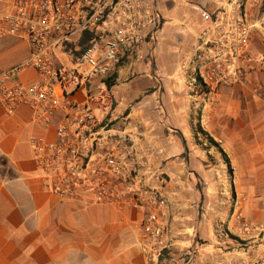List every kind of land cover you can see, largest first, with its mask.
Returning a JSON list of instances; mask_svg holds the SVG:
<instances>
[{"label": "crops", "instance_id": "crops-1", "mask_svg": "<svg viewBox=\"0 0 264 264\" xmlns=\"http://www.w3.org/2000/svg\"><path fill=\"white\" fill-rule=\"evenodd\" d=\"M225 2L164 0L157 41L117 71V111L137 128L148 185L171 203L160 264H232L264 250V234L257 236L264 231V97L257 90L264 84V30L242 63L246 82L216 93L202 91L204 63L194 53L201 11ZM252 14L261 27L264 0H254ZM30 53L25 39L1 38L0 77ZM16 79L29 85L39 77L26 68ZM46 134L31 108L9 115L0 106V264H147L142 210L65 200L45 187L30 139Z\"/></svg>", "mask_w": 264, "mask_h": 264}, {"label": "built area", "instance_id": "built-area-1", "mask_svg": "<svg viewBox=\"0 0 264 264\" xmlns=\"http://www.w3.org/2000/svg\"><path fill=\"white\" fill-rule=\"evenodd\" d=\"M0 39L13 36L30 44V57L0 77V106L12 115L33 111V122L46 135L30 139L45 187L65 200L111 203L140 209L142 251L147 264H160L168 249L169 202L148 185L126 115L117 111L113 82L127 59L156 42L163 17L157 0H1ZM254 0H226L202 10L203 27L194 46L204 63L199 73L205 94L246 82L242 63L259 27ZM88 35L86 48L79 41ZM264 38V34H261ZM34 69L38 81L23 84L16 76ZM117 79V78H116ZM264 97V84L257 86ZM245 227L249 228L248 225ZM232 264H264V250Z\"/></svg>", "mask_w": 264, "mask_h": 264}, {"label": "rangeland", "instance_id": "rangeland-1", "mask_svg": "<svg viewBox=\"0 0 264 264\" xmlns=\"http://www.w3.org/2000/svg\"><path fill=\"white\" fill-rule=\"evenodd\" d=\"M163 1H164V0H158V5L160 4L159 6L162 7V5H163ZM162 8H163V7H162ZM207 139H208V142L213 143L211 139H210V140H209V138H207ZM169 207H170V208H169L168 220H170V219L172 220L173 217H172V209H171V203H170V202H169ZM263 234H264V231H262V230L257 232V236H263ZM164 252H165V251H164ZM164 252H163V254H164ZM191 255H193V254H191Z\"/></svg>", "mask_w": 264, "mask_h": 264}, {"label": "trees", "instance_id": "trees-1", "mask_svg": "<svg viewBox=\"0 0 264 264\" xmlns=\"http://www.w3.org/2000/svg\"><path fill=\"white\" fill-rule=\"evenodd\" d=\"M88 42H89L88 35H85L83 38H81V40L79 41L80 50L76 53L77 55H79L84 50V48L87 47ZM115 83H116V78L115 81L113 82V85Z\"/></svg>", "mask_w": 264, "mask_h": 264}]
</instances>
